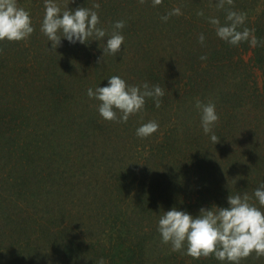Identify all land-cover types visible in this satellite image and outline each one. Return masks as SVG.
<instances>
[{
	"label": "trees",
	"instance_id": "16d2710c",
	"mask_svg": "<svg viewBox=\"0 0 264 264\" xmlns=\"http://www.w3.org/2000/svg\"><path fill=\"white\" fill-rule=\"evenodd\" d=\"M56 2L62 10L99 3V26L110 34L123 19L125 40L116 54L103 55L107 37L62 38L52 49L40 29L45 0H18L34 31L0 40V264H222L172 251L157 223L173 206L193 214L226 206L230 191L264 207L253 195L264 182V0ZM174 8L180 14L163 20ZM227 8L246 13L240 29L254 30L255 46L217 36L208 17L224 23ZM111 75L159 84L160 106L149 97L126 122L104 119L87 89ZM197 99L216 106V143ZM149 120L158 129L138 136Z\"/></svg>",
	"mask_w": 264,
	"mask_h": 264
},
{
	"label": "clouds",
	"instance_id": "9594fccd",
	"mask_svg": "<svg viewBox=\"0 0 264 264\" xmlns=\"http://www.w3.org/2000/svg\"><path fill=\"white\" fill-rule=\"evenodd\" d=\"M154 5L161 0H152ZM232 0H218L217 7L225 8V4ZM99 3L89 8L61 9L56 0H45V11L40 26L41 31L51 41V48L56 49L65 38L69 43L87 44L90 40H104L103 55L116 54L121 51L125 40L122 29L125 26L123 19L113 23L109 34L100 25V17L95 9ZM179 8L172 9L162 17L167 20L173 14H180ZM204 15L203 11L197 13ZM215 26L218 37L231 45H238L241 41H248L255 46L258 38L254 30L240 26L244 24L246 13L227 8L225 22L219 17H208ZM34 31L30 12L19 6L18 0H0V40L19 41L28 38ZM91 38V39H90ZM201 43L205 35L198 37ZM201 59H206L201 56ZM107 84H100L95 88L89 87L87 95L100 101L98 111L106 120H120L126 122L131 114L144 108L146 98H152L157 107L160 106L165 93L159 84L150 86L147 81L142 84H129L120 75L107 77ZM196 108L200 111L201 126L205 134L210 135L213 143L218 137L213 131L219 114L213 102L203 103L197 99ZM119 112V115H118ZM158 122L149 120L136 129L140 137H147L158 129ZM260 206H264V182H261L253 193ZM252 197L247 192L229 193L227 205L212 204L202 206L198 214L173 206L164 210L157 223V231L163 243L170 244L172 251L184 250L188 255L199 258L214 256L222 264H240L243 258L255 252L257 257L264 256V207L250 202ZM98 264H104L103 258Z\"/></svg>",
	"mask_w": 264,
	"mask_h": 264
}]
</instances>
